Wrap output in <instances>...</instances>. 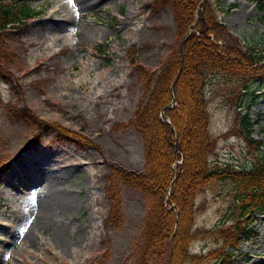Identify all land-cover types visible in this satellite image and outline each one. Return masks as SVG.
I'll return each mask as SVG.
<instances>
[{"label":"rangeland","instance_id":"374dc122","mask_svg":"<svg viewBox=\"0 0 264 264\" xmlns=\"http://www.w3.org/2000/svg\"><path fill=\"white\" fill-rule=\"evenodd\" d=\"M25 1L42 13L24 28L8 29L0 45L10 59L7 78L0 77V158L8 163L0 172V264H133L149 201L114 177L110 163L144 169L142 139L132 123L143 83L129 57L159 72L183 40H176L173 9L160 0ZM211 2L228 32L244 46L264 51V0ZM191 30L188 26L184 37ZM180 71L181 65L177 75ZM221 79L212 75V83L205 85L215 139L209 161L234 167L264 161V148L248 145L237 133L234 99L223 94ZM259 83H250L253 92L260 88L243 109L253 121L251 136L264 142V82ZM8 101L85 134L97 146L58 141L55 130L47 129L34 142V126L12 119L4 108ZM182 103L188 105L189 99ZM14 173L17 180L6 184ZM109 177L120 189L123 222L118 226L105 224ZM64 195L69 201L58 217L61 225H39L42 208ZM233 203L228 181L197 195L198 233L190 251L204 257L194 264L212 261L207 252L219 242L204 230L230 223ZM246 217L256 233L227 249L233 264H264V212ZM165 251L168 256L167 246Z\"/></svg>","mask_w":264,"mask_h":264},{"label":"trees","instance_id":"16d2710c","mask_svg":"<svg viewBox=\"0 0 264 264\" xmlns=\"http://www.w3.org/2000/svg\"><path fill=\"white\" fill-rule=\"evenodd\" d=\"M160 1L172 7L176 40H183L157 73L129 57L143 83L142 98L132 123L142 139L144 169L136 171L110 163L114 177L139 190L149 201L142 225V241L133 264L201 262L204 255L190 251L198 233V228L194 227L196 197L222 180L232 185L234 215L230 223L204 230L214 233L219 242L207 252V257L212 260L209 264H233V252L227 246L237 248L243 238L256 233L246 215L264 212V161L249 167L209 161L215 139L209 128L205 85L212 83V75L222 78L223 94L229 100L234 99L237 133L248 145L264 148L263 141L251 136L253 121L247 109H243L254 100L260 88L257 86L264 82V51L254 45L244 46L228 32L218 19L211 0H202V8L197 10L198 0ZM196 11L198 16L194 17ZM41 13V9L31 7L25 0H0V45L8 29L24 28L30 19ZM188 26L192 30L184 37ZM3 46H0V77L7 78L5 70L10 59L5 56L9 52ZM255 80L260 83L253 92L250 83ZM172 96L175 104L171 103ZM184 97L189 99L188 105L182 103ZM4 108L12 119L25 120L34 126V142L39 139L41 130L47 129L55 130L54 139L58 141H70L80 147L97 146L85 134L55 120L41 118L27 106L8 101ZM178 159L181 161H176ZM7 167V161L0 158V172ZM106 192L109 209L105 224L118 226L123 222V215L120 189L115 179L109 177Z\"/></svg>","mask_w":264,"mask_h":264},{"label":"bare ground","instance_id":"6f19581e","mask_svg":"<svg viewBox=\"0 0 264 264\" xmlns=\"http://www.w3.org/2000/svg\"><path fill=\"white\" fill-rule=\"evenodd\" d=\"M79 1L81 2L83 0ZM6 179V184H13L17 180V177L14 173L12 175L9 174ZM68 201L69 198L65 195L62 196L61 199L59 197H54L49 200V202L42 208L39 225L46 226L47 224L50 225L54 223V225L57 224L56 226L59 227L61 223L59 222L58 217L62 214L63 208L68 203Z\"/></svg>","mask_w":264,"mask_h":264},{"label":"water","instance_id":"95a60500","mask_svg":"<svg viewBox=\"0 0 264 264\" xmlns=\"http://www.w3.org/2000/svg\"><path fill=\"white\" fill-rule=\"evenodd\" d=\"M173 101H174V99L171 100V102H173Z\"/></svg>","mask_w":264,"mask_h":264}]
</instances>
